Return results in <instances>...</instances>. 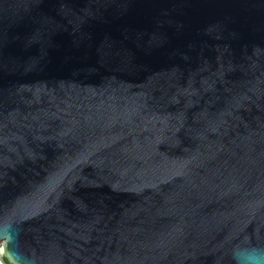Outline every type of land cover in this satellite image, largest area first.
I'll list each match as a JSON object with an SVG mask.
<instances>
[{
	"label": "water",
	"instance_id": "water-1",
	"mask_svg": "<svg viewBox=\"0 0 264 264\" xmlns=\"http://www.w3.org/2000/svg\"><path fill=\"white\" fill-rule=\"evenodd\" d=\"M0 260L264 264V0H0Z\"/></svg>",
	"mask_w": 264,
	"mask_h": 264
},
{
	"label": "rangeland",
	"instance_id": "rangeland-1",
	"mask_svg": "<svg viewBox=\"0 0 264 264\" xmlns=\"http://www.w3.org/2000/svg\"><path fill=\"white\" fill-rule=\"evenodd\" d=\"M0 264H4V263L0 260Z\"/></svg>",
	"mask_w": 264,
	"mask_h": 264
},
{
	"label": "clouds",
	"instance_id": "clouds-1",
	"mask_svg": "<svg viewBox=\"0 0 264 264\" xmlns=\"http://www.w3.org/2000/svg\"><path fill=\"white\" fill-rule=\"evenodd\" d=\"M254 251V250H253Z\"/></svg>",
	"mask_w": 264,
	"mask_h": 264
}]
</instances>
